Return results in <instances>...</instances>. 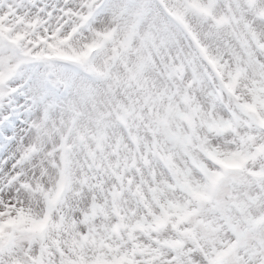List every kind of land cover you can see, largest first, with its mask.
<instances>
[{
	"label": "snow or ice",
	"instance_id": "snow-or-ice-1",
	"mask_svg": "<svg viewBox=\"0 0 264 264\" xmlns=\"http://www.w3.org/2000/svg\"><path fill=\"white\" fill-rule=\"evenodd\" d=\"M0 264H264V0H0Z\"/></svg>",
	"mask_w": 264,
	"mask_h": 264
}]
</instances>
